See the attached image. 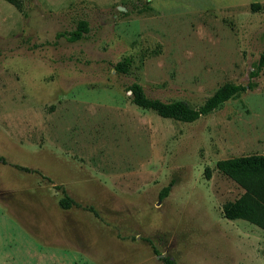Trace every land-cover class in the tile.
I'll return each instance as SVG.
<instances>
[{
    "label": "rangeland",
    "instance_id": "1",
    "mask_svg": "<svg viewBox=\"0 0 264 264\" xmlns=\"http://www.w3.org/2000/svg\"><path fill=\"white\" fill-rule=\"evenodd\" d=\"M21 4L0 0V264H264V229L225 217L244 189L215 166L264 154V68L250 77L264 0ZM80 20L83 38L58 35ZM249 81L193 122L136 105L128 89L199 107Z\"/></svg>",
    "mask_w": 264,
    "mask_h": 264
},
{
    "label": "trees",
    "instance_id": "2",
    "mask_svg": "<svg viewBox=\"0 0 264 264\" xmlns=\"http://www.w3.org/2000/svg\"><path fill=\"white\" fill-rule=\"evenodd\" d=\"M7 1L21 8V0ZM261 6L259 2L251 4L253 11H257ZM88 31V22L80 20L75 29L59 33L58 35L66 36L70 41H76L83 38L84 34ZM130 64L131 59L126 57L117 62L114 68L118 73H127ZM263 68L264 50L258 63L250 71V77H258ZM255 86L256 83L254 81H249L247 84L226 82L199 107H193L183 99L164 101L159 98L150 97L147 95L144 87L137 82L132 83L128 89L131 91V100L136 105L152 109L162 117L183 122H193L201 116L211 113L230 98L246 92L248 89H254ZM0 162L6 163L7 160L4 156L0 155ZM215 166L244 189L243 194L239 198L223 205L225 217L228 219L245 218L264 229V154H247L220 159L216 162ZM21 168L29 171L27 167ZM205 173L209 178L211 168L206 167ZM170 189L171 184L165 186L160 194V198L162 199L167 196ZM59 204L62 208L67 209L75 204V202L67 195L60 200ZM164 262L165 264H174V260L170 257H165Z\"/></svg>",
    "mask_w": 264,
    "mask_h": 264
}]
</instances>
